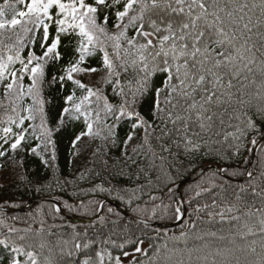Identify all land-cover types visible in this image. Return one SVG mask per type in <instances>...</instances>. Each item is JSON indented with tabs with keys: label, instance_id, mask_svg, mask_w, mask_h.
I'll use <instances>...</instances> for the list:
<instances>
[{
	"label": "trees",
	"instance_id": "16d2710c",
	"mask_svg": "<svg viewBox=\"0 0 264 264\" xmlns=\"http://www.w3.org/2000/svg\"><path fill=\"white\" fill-rule=\"evenodd\" d=\"M263 139L264 0H0V264H264Z\"/></svg>",
	"mask_w": 264,
	"mask_h": 264
},
{
	"label": "water",
	"instance_id": "95a60500",
	"mask_svg": "<svg viewBox=\"0 0 264 264\" xmlns=\"http://www.w3.org/2000/svg\"><path fill=\"white\" fill-rule=\"evenodd\" d=\"M264 145V139L263 141L261 142L258 150H257V153H256V157L259 155V151L261 149V147ZM212 170H218L220 171L221 173L225 174V169L219 167V166H211L205 170H202L198 173H196L194 176L190 177L187 181H185L182 185V189H181V192L183 193L184 190H185V187L190 184L191 182L203 177L205 174L209 173L210 171ZM46 201H50V202H54V203H57L59 208L62 210L63 213H66V209H65V205L64 203L60 200V199H56V198H45V199H39V200H36V201H33L32 204L30 206H28L27 208H24V209H15L13 207H2L0 208V211H6V212H30V211H33L36 206L42 202H46ZM109 204V202H105L103 207H102V210H101V213L100 215L95 218V219H92V221H97V220H100L103 216H104V213H105V210H106V207L107 205ZM70 220H73V221H78L79 219L78 218H74V217H70L68 216ZM189 217V212H188V208H186L184 214L182 215L180 221H178L177 223H173V224H166V223H159V222H156V221H152V220H148V219H141L139 218L138 220H140L141 222L143 223H146L148 225H151V226H155V227H163V228H168V227H179L181 225H183L187 219Z\"/></svg>",
	"mask_w": 264,
	"mask_h": 264
},
{
	"label": "rangeland",
	"instance_id": "374dc122",
	"mask_svg": "<svg viewBox=\"0 0 264 264\" xmlns=\"http://www.w3.org/2000/svg\"><path fill=\"white\" fill-rule=\"evenodd\" d=\"M150 36H151L155 41L157 40V38H156L153 34H150ZM149 245H150V244H149L148 242L144 243V246L142 247V249H141L140 251H138V252H133V253H129V254L123 256V257H122V258H123V261H124L125 263H129V262L133 261L136 257L145 254L146 251H147V249H148V247H149Z\"/></svg>",
	"mask_w": 264,
	"mask_h": 264
}]
</instances>
